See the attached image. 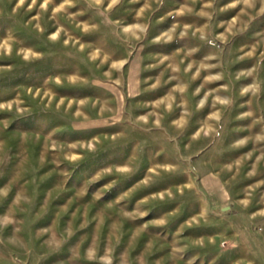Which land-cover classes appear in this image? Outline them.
I'll use <instances>...</instances> for the list:
<instances>
[{"label":"rangeland","instance_id":"374dc122","mask_svg":"<svg viewBox=\"0 0 264 264\" xmlns=\"http://www.w3.org/2000/svg\"><path fill=\"white\" fill-rule=\"evenodd\" d=\"M227 1L0 0V264H264V0Z\"/></svg>","mask_w":264,"mask_h":264},{"label":"crops","instance_id":"0c3cea01","mask_svg":"<svg viewBox=\"0 0 264 264\" xmlns=\"http://www.w3.org/2000/svg\"><path fill=\"white\" fill-rule=\"evenodd\" d=\"M227 2L229 3V5H232V0H228Z\"/></svg>","mask_w":264,"mask_h":264}]
</instances>
